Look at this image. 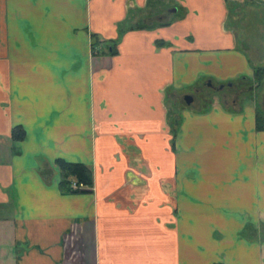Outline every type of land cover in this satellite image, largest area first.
I'll return each mask as SVG.
<instances>
[{"label":"crops","instance_id":"1","mask_svg":"<svg viewBox=\"0 0 264 264\" xmlns=\"http://www.w3.org/2000/svg\"><path fill=\"white\" fill-rule=\"evenodd\" d=\"M243 9L264 0H0V264H264L256 107L184 110L174 136L166 116L252 78ZM59 158L92 187L62 188Z\"/></svg>","mask_w":264,"mask_h":264},{"label":"rangeland","instance_id":"2","mask_svg":"<svg viewBox=\"0 0 264 264\" xmlns=\"http://www.w3.org/2000/svg\"><path fill=\"white\" fill-rule=\"evenodd\" d=\"M258 14V15H257ZM264 13L254 11L237 12L231 20L236 21L233 26L235 32L242 33L238 36L237 46L242 49L249 58L250 65L264 70ZM232 13L229 14L231 17ZM237 27V28H236ZM249 76V75H245ZM232 82L218 84L211 81H204L208 78H202L194 87H186L176 91V96H168L166 108L169 112L167 120L174 119L183 113L184 110H195L207 107L209 104L220 103L230 109H235L239 105L254 104L256 110L264 114V77L259 85L253 77H244ZM231 86H228V84ZM220 86H223L221 89ZM185 95H191L193 101L186 104ZM172 123V122H171ZM170 124V123H169Z\"/></svg>","mask_w":264,"mask_h":264},{"label":"trees","instance_id":"3","mask_svg":"<svg viewBox=\"0 0 264 264\" xmlns=\"http://www.w3.org/2000/svg\"><path fill=\"white\" fill-rule=\"evenodd\" d=\"M165 24H168V23H165ZM164 44H167V43L163 41L156 42V45L158 46H161ZM108 53L110 55H115L117 53L113 45L110 46V50L108 51ZM252 77L259 85L260 81L264 77V70L262 68L253 69ZM240 79H243V78L240 77ZM166 116H168L169 118V112H167ZM178 117H174V119L170 120V122L167 120L168 123H170L171 132L173 136L175 135L177 128H178V123H179ZM255 120H256L255 121L256 129L264 130V114L259 111H256ZM25 135H26V132L24 128L21 125H16L11 130L10 140L11 141H22L25 138ZM56 164L59 168L60 175H61L60 185L65 190L71 191L69 189V184L71 183V181H76L77 183L82 184L84 187H92V180H93L92 170L84 163L68 162V161H65L59 158L56 160Z\"/></svg>","mask_w":264,"mask_h":264},{"label":"built area","instance_id":"4","mask_svg":"<svg viewBox=\"0 0 264 264\" xmlns=\"http://www.w3.org/2000/svg\"><path fill=\"white\" fill-rule=\"evenodd\" d=\"M69 189L71 191H80L84 189V186L80 183H77L76 181H71V183L69 184Z\"/></svg>","mask_w":264,"mask_h":264},{"label":"water","instance_id":"5","mask_svg":"<svg viewBox=\"0 0 264 264\" xmlns=\"http://www.w3.org/2000/svg\"><path fill=\"white\" fill-rule=\"evenodd\" d=\"M172 11H176V8H174ZM229 85H230V83H229ZM221 88H222V86H221ZM191 101H192V97L191 96H189V95L185 96V102H186V104H190Z\"/></svg>","mask_w":264,"mask_h":264},{"label":"flooded vegetation","instance_id":"6","mask_svg":"<svg viewBox=\"0 0 264 264\" xmlns=\"http://www.w3.org/2000/svg\"><path fill=\"white\" fill-rule=\"evenodd\" d=\"M228 86H231V84H230V85L228 84ZM222 87H223V86H222ZM219 88L221 89V87H219ZM185 96H187V95H185ZM185 96H184V101H185ZM189 96H191V95H189ZM191 97H192V96H191ZM192 101H193V97H192ZM192 101H191V103H192ZM191 103H190V104H191Z\"/></svg>","mask_w":264,"mask_h":264}]
</instances>
